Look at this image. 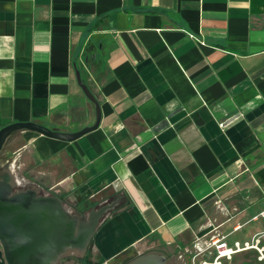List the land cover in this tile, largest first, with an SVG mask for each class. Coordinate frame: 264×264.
<instances>
[{
  "label": "crops",
  "instance_id": "obj_1",
  "mask_svg": "<svg viewBox=\"0 0 264 264\" xmlns=\"http://www.w3.org/2000/svg\"><path fill=\"white\" fill-rule=\"evenodd\" d=\"M77 67L99 126L3 145L17 182L82 207L116 201L92 260L251 233L264 247V0H0V127L92 124ZM250 253L239 264L262 261Z\"/></svg>",
  "mask_w": 264,
  "mask_h": 264
},
{
  "label": "water",
  "instance_id": "obj_2",
  "mask_svg": "<svg viewBox=\"0 0 264 264\" xmlns=\"http://www.w3.org/2000/svg\"><path fill=\"white\" fill-rule=\"evenodd\" d=\"M75 75L85 97L94 105V122L76 131L51 129L34 121H17L0 127V150L14 131L29 130L63 141H73L96 129L101 119L97 97ZM9 182L0 181V264H53L67 249L83 250L90 242L101 219L116 201L91 208L87 214L69 212L53 194L38 195L33 189L11 194ZM153 256L136 264H153ZM164 264L163 257H159Z\"/></svg>",
  "mask_w": 264,
  "mask_h": 264
},
{
  "label": "flooded vegetation",
  "instance_id": "obj_3",
  "mask_svg": "<svg viewBox=\"0 0 264 264\" xmlns=\"http://www.w3.org/2000/svg\"><path fill=\"white\" fill-rule=\"evenodd\" d=\"M3 171H4L3 166L0 165V181L9 182L6 174ZM11 186H12L11 194L21 192V191H25L27 189L35 190L38 195L49 194V192H43L41 190H37V189H34L32 187L20 188V187L13 185V184H11ZM50 194L55 195L54 193H50ZM59 198L61 199L65 208L69 212L76 213L79 215L87 214V212L91 208H97L103 204L108 203L107 201H105L103 203L95 204V205H92L89 207H82L78 204L69 203L68 201L64 200L61 197H59ZM89 245H90V242L87 244L86 248L83 250L67 249L58 258L56 263H53V264H98L97 260L91 259ZM150 255L153 256V259H152L153 264H161L159 257H163L164 264H190L191 253H189V252L184 253L179 249H177L171 253H166V252L161 251L159 249H152L149 251H142V252H138L134 249H132V250L130 249V250H127L126 252H123L120 255L116 256L109 264H136V262L138 260H141L142 257L150 256ZM256 260H257V256H254L251 264H255ZM225 261H228V260H225Z\"/></svg>",
  "mask_w": 264,
  "mask_h": 264
},
{
  "label": "built area",
  "instance_id": "obj_4",
  "mask_svg": "<svg viewBox=\"0 0 264 264\" xmlns=\"http://www.w3.org/2000/svg\"><path fill=\"white\" fill-rule=\"evenodd\" d=\"M225 238L226 236H220L210 239L203 249L191 253L190 264H222L224 260H230L234 254L249 249H256L259 253L258 259H264L263 246L257 247V243L253 245L249 241L239 240L229 244ZM206 252L208 254L204 255Z\"/></svg>",
  "mask_w": 264,
  "mask_h": 264
},
{
  "label": "rangeland",
  "instance_id": "obj_5",
  "mask_svg": "<svg viewBox=\"0 0 264 264\" xmlns=\"http://www.w3.org/2000/svg\"><path fill=\"white\" fill-rule=\"evenodd\" d=\"M9 145H3L1 150H0V165L3 166V172L6 174L7 179L9 180V182L17 187L20 188H26V187H30L31 185L29 183H24V181L22 182H17V176H21V170L18 169L17 167H13V165L11 164V151ZM39 189V188H38ZM50 193V192H49ZM262 238L264 239V234H262ZM260 237L259 235H256V233H251V235L249 236H244L242 237L241 241L243 240H248L249 243H252L253 245H256V243L258 244V242L256 240H258ZM229 239V240H228ZM227 240L229 241L230 244H232L233 239L227 238ZM264 245V241H261ZM252 252V254L250 253V256L255 254H259L258 251L256 249H249V250H245L242 252H238L236 254H234L232 256V259L225 261L224 259H222L223 263L222 264H239L240 261L245 260V262L250 261V259H247L245 257H243V254H245L246 252ZM262 261H260L259 264H264V259H261Z\"/></svg>",
  "mask_w": 264,
  "mask_h": 264
},
{
  "label": "trees",
  "instance_id": "obj_6",
  "mask_svg": "<svg viewBox=\"0 0 264 264\" xmlns=\"http://www.w3.org/2000/svg\"><path fill=\"white\" fill-rule=\"evenodd\" d=\"M78 69V67H77ZM80 69V68H79ZM87 86L89 87V85L87 84ZM90 91L95 95V93L93 92V90L91 89V87H89ZM96 96V95H95Z\"/></svg>",
  "mask_w": 264,
  "mask_h": 264
}]
</instances>
